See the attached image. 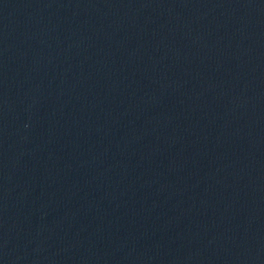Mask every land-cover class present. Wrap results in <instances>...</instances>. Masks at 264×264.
Returning <instances> with one entry per match:
<instances>
[{
  "label": "water",
  "instance_id": "water-1",
  "mask_svg": "<svg viewBox=\"0 0 264 264\" xmlns=\"http://www.w3.org/2000/svg\"><path fill=\"white\" fill-rule=\"evenodd\" d=\"M0 264H264V0H0Z\"/></svg>",
  "mask_w": 264,
  "mask_h": 264
}]
</instances>
